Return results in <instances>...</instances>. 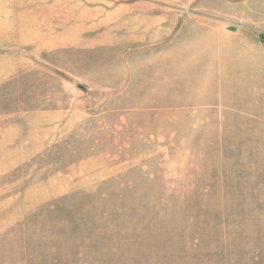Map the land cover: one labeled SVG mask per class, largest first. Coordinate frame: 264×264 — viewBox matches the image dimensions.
Listing matches in <instances>:
<instances>
[{"label":"rangeland","instance_id":"rangeland-1","mask_svg":"<svg viewBox=\"0 0 264 264\" xmlns=\"http://www.w3.org/2000/svg\"><path fill=\"white\" fill-rule=\"evenodd\" d=\"M0 264H264V0H0Z\"/></svg>","mask_w":264,"mask_h":264}]
</instances>
